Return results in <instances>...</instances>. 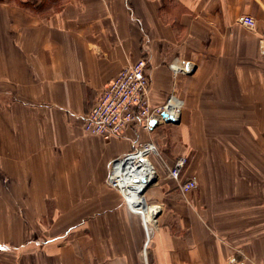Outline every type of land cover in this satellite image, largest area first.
Returning <instances> with one entry per match:
<instances>
[{
    "label": "crops",
    "instance_id": "0c3cea01",
    "mask_svg": "<svg viewBox=\"0 0 264 264\" xmlns=\"http://www.w3.org/2000/svg\"><path fill=\"white\" fill-rule=\"evenodd\" d=\"M261 38L264 0H0V264H264ZM140 58L149 104L174 95L179 123L86 135L104 87ZM146 142L149 233L105 183ZM179 156L185 195L167 176Z\"/></svg>",
    "mask_w": 264,
    "mask_h": 264
},
{
    "label": "built area",
    "instance_id": "2783aa9c",
    "mask_svg": "<svg viewBox=\"0 0 264 264\" xmlns=\"http://www.w3.org/2000/svg\"><path fill=\"white\" fill-rule=\"evenodd\" d=\"M242 24L249 29L255 25L254 21L248 17L243 18ZM258 47L260 54L264 55V38L259 40ZM192 68L193 66L189 63L180 65L171 62L169 64V69L174 76L189 73ZM148 89L147 61L140 58L135 63L124 67L104 87L98 101L84 117L83 132L86 135L109 141L120 136L124 128L130 123H136L143 130L149 131L152 130L149 128L151 121H154L156 125L166 124L165 121L168 118L174 122L180 121L182 102L174 95H169L163 105L152 107L148 100ZM151 156H158L157 147L152 142H146L133 146L128 153L108 164L105 183L120 194L123 204L132 212H134V204L129 189V179L132 176L135 177L132 170L143 159L148 162L156 174L150 161ZM186 163V157H177L167 173L169 179L178 183L182 195L192 191L196 186L194 180L179 183V176Z\"/></svg>",
    "mask_w": 264,
    "mask_h": 264
},
{
    "label": "bare ground",
    "instance_id": "6f19581e",
    "mask_svg": "<svg viewBox=\"0 0 264 264\" xmlns=\"http://www.w3.org/2000/svg\"><path fill=\"white\" fill-rule=\"evenodd\" d=\"M135 177L129 179V189L131 190V200L134 204V213L141 216L143 226L149 233L148 223L153 221L154 215L158 212L159 207L148 205L143 197L147 187L151 186L156 180V174L146 160L141 159L138 165L132 170ZM132 172V173H133Z\"/></svg>",
    "mask_w": 264,
    "mask_h": 264
},
{
    "label": "rangeland",
    "instance_id": "374dc122",
    "mask_svg": "<svg viewBox=\"0 0 264 264\" xmlns=\"http://www.w3.org/2000/svg\"><path fill=\"white\" fill-rule=\"evenodd\" d=\"M156 184V181L151 185V186H149V188H151L152 189V187H154V185ZM148 188V189H149ZM147 189V190H148ZM147 190L144 192V199H145V202L148 204V205H153V206H158L157 204H155V203H152L151 201H149V199H148V197H147ZM158 212H159V209H158ZM158 212L154 215V218H153V221L152 222H149L148 223V227H149V229H151V230H153L154 229V227H155V225H156V216L158 215ZM140 216V215H139ZM141 217V216H140Z\"/></svg>",
    "mask_w": 264,
    "mask_h": 264
},
{
    "label": "water",
    "instance_id": "95a60500",
    "mask_svg": "<svg viewBox=\"0 0 264 264\" xmlns=\"http://www.w3.org/2000/svg\"><path fill=\"white\" fill-rule=\"evenodd\" d=\"M163 117H166V115H163ZM166 124H173V125H177L179 123V121H176L174 122L173 120H171V118H168L166 121H165ZM156 126V123L154 121H151L149 123V128L150 129H153L154 127ZM157 217V216H156Z\"/></svg>",
    "mask_w": 264,
    "mask_h": 264
}]
</instances>
